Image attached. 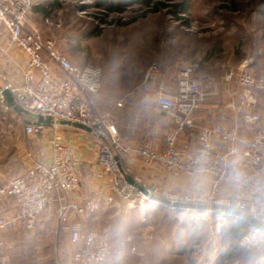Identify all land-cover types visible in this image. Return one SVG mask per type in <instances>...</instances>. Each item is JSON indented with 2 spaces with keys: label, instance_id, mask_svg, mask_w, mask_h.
I'll return each instance as SVG.
<instances>
[{
  "label": "built area",
  "instance_id": "2783aa9c",
  "mask_svg": "<svg viewBox=\"0 0 264 264\" xmlns=\"http://www.w3.org/2000/svg\"><path fill=\"white\" fill-rule=\"evenodd\" d=\"M32 4V0H0V34L7 47L23 57L18 77L12 78L0 68V112H14L2 94L7 89L17 106L51 117L53 123L24 122L25 133L44 135L46 152L0 186V201L8 204L0 209V232L32 230L39 216L47 213L56 219L68 244L58 264H104L110 246L87 227L88 219L101 206L121 204L135 212L141 223H149L153 208H164L178 225L200 227L210 240L226 231L232 220L242 219L229 213L236 211L262 226L246 221L237 246L257 253L264 261V121L254 112L252 96V92L264 93V74L253 73L245 64L236 72L227 68L222 82L234 80L242 90L237 106L241 117L229 126H204L196 123L194 113L203 101V87L212 84V79L193 76L189 67L181 70L174 87L158 85L154 91L155 108L170 121L163 147L148 140L129 147L121 141L111 115L97 111L100 67H79L55 48L53 40L44 39L30 23ZM44 21L51 29L59 26L49 17ZM116 106H122V101ZM60 120L82 125L94 137L89 139L96 151L89 177L96 182L93 196H80L78 148L72 136L65 138L59 132L56 122ZM245 129H250L247 138L241 136ZM135 162L156 172L175 191L163 192L157 183L134 176ZM154 197L170 203L165 206ZM200 246L196 237L189 238L188 249Z\"/></svg>",
  "mask_w": 264,
  "mask_h": 264
},
{
  "label": "rangeland",
  "instance_id": "374dc122",
  "mask_svg": "<svg viewBox=\"0 0 264 264\" xmlns=\"http://www.w3.org/2000/svg\"><path fill=\"white\" fill-rule=\"evenodd\" d=\"M32 2L30 23L44 39L53 40L73 64L100 67L97 111L111 115L121 141L129 147L145 140L163 147L170 121L155 108L154 91L158 85L174 87L181 70L189 67L193 76L212 79L203 87V101L194 113L196 123L204 126H229L241 117L237 106L242 90L234 80L222 82L227 68L236 72L245 64L253 73L264 74V0H190L183 15L167 8L147 13L139 4L109 13L97 0ZM47 17L59 26L49 28ZM15 74L12 71V78ZM252 94L254 112L264 121V93ZM118 101L122 106H116ZM5 116L0 112V186L46 152L43 134L25 133L14 112ZM59 132L65 138L84 133L85 140H74L81 147L94 139L75 126L60 125ZM241 136L249 137L250 129ZM140 179L157 183L163 192L175 191L157 177ZM4 205L0 201V207ZM176 223L164 209L151 210L149 223H141L135 212L119 204L101 206L87 227L110 246L104 264H264L257 253L237 246L229 229L210 240L202 229L191 235L178 232ZM190 237L198 239L199 249L187 248ZM0 241V264H58L68 246L64 231L47 213L39 216L32 230L0 232Z\"/></svg>",
  "mask_w": 264,
  "mask_h": 264
},
{
  "label": "crops",
  "instance_id": "0c3cea01",
  "mask_svg": "<svg viewBox=\"0 0 264 264\" xmlns=\"http://www.w3.org/2000/svg\"><path fill=\"white\" fill-rule=\"evenodd\" d=\"M1 48H3V49L7 48L9 51L6 52L5 49H4V51H0V68L7 71L8 75H11L13 70H15V72H18L19 65L23 63V57L18 52H16L13 48H11L10 45L7 47V42H6L5 36L2 34H0V49ZM14 76L18 77L16 74ZM162 86H164V85H162ZM164 87H167V86H164ZM167 88H170V87H167ZM154 102H155V100H154ZM14 113L19 116V118L21 120V121H19V127H22L24 122H25L24 120H27V119L22 118V116L16 112H14ZM1 115H2V118L5 119L4 117H6V116L3 115V113H1ZM76 128H80L81 130H84L87 133L90 132V130L85 129V128H81V127H76ZM76 136H77L76 138L73 137V141L76 139H81L82 141L86 139L84 133H81V134L77 133ZM122 140L124 141V143L126 142L124 139H122ZM74 143L76 144V147L78 148L77 152H78V156L80 157V160H81V165H80V173H81L80 196H81V198L87 197L88 195L93 196V194L91 193V190H92V187L95 186L96 182L94 184V181L92 179H90L89 177H90V171L92 168V164L95 161V155H94L95 152L92 150V147L89 148V146H91L89 140H88V146H87V143H85V144L83 143L82 147L79 145L78 142L74 141ZM3 147H4V145H3ZM135 164H136V162H135ZM133 175L134 176L136 175V177L137 176L138 177L148 176V175L154 176V177L159 176L156 172H154L152 170H150V171L149 170H142V165L140 164V162H138L136 169H134V164H133ZM160 182H161V180H160ZM5 204H7V203H5ZM4 206H3L4 208L0 207V209L2 208L1 210H5L6 208H8V204L4 205ZM159 209H162V208L155 207L152 210H159ZM183 230H185V228L184 227L179 228L178 224H177V231L180 232Z\"/></svg>",
  "mask_w": 264,
  "mask_h": 264
},
{
  "label": "trees",
  "instance_id": "16d2710c",
  "mask_svg": "<svg viewBox=\"0 0 264 264\" xmlns=\"http://www.w3.org/2000/svg\"><path fill=\"white\" fill-rule=\"evenodd\" d=\"M100 6H106L109 13H120L124 8L131 4H139L145 7V12H157L161 8L171 10L172 14H185L188 11L190 0H97ZM163 209V208H162ZM166 211V210H165ZM168 212V211H167ZM247 223L243 219H238L236 222H230L228 229L233 237L238 240L244 232ZM179 228L184 227L188 234H195L200 231V227L190 226L184 223L178 225ZM236 244V243H235ZM234 244V246H235ZM234 248V247H233Z\"/></svg>",
  "mask_w": 264,
  "mask_h": 264
},
{
  "label": "water",
  "instance_id": "95a60500",
  "mask_svg": "<svg viewBox=\"0 0 264 264\" xmlns=\"http://www.w3.org/2000/svg\"><path fill=\"white\" fill-rule=\"evenodd\" d=\"M2 94L5 98V100L7 101V103L12 107L13 111L18 113L19 115H21L23 118L29 119L31 121H34L37 124H43V125H50L53 123V120L51 119V117H42L40 115H36V114H32L30 112L24 111L22 108H20L19 106L16 105V103L14 102L10 92L7 89H3L2 90ZM59 125L62 126H75V127H81V128H85L88 129L82 125L76 124V123H72L70 121H65V120H60L56 122ZM126 179L128 181H130L129 177H126ZM155 201L162 203L165 206L169 205V201L163 198H159V197H154ZM175 205H180V206H188L189 204H179V203H175ZM191 206V205H190ZM222 210H226L224 208H221ZM227 211V210H226ZM230 214L239 216L240 218L244 219L245 221L249 222L251 225L253 226H258V227H262L261 225H259L258 223H256L253 219H251L250 217H248L245 214L236 212V211H229Z\"/></svg>",
  "mask_w": 264,
  "mask_h": 264
}]
</instances>
